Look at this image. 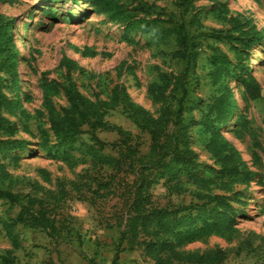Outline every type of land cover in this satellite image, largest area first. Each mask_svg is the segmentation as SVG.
I'll list each match as a JSON object with an SVG mask.
<instances>
[{
    "label": "rangeland",
    "instance_id": "rangeland-1",
    "mask_svg": "<svg viewBox=\"0 0 264 264\" xmlns=\"http://www.w3.org/2000/svg\"><path fill=\"white\" fill-rule=\"evenodd\" d=\"M109 1L136 15H144L141 3L152 5L197 36L198 55L189 70L184 102L192 108L183 113L191 126L180 151L191 173L167 174L162 161L154 165L142 159L150 136L120 107L109 109L95 130L102 152L112 158L109 163L99 164L79 152L64 155L55 146L51 122L68 107L66 96L62 88L50 96L52 114L39 86L41 81H72L82 95L108 99L112 87L122 83L130 99L156 117L171 96L154 98L148 85L185 67L174 55L175 34L162 35L159 28L123 33L86 0H0V15L12 25L9 50L18 53L15 75L21 80L16 87L15 75L0 71V89L8 98H18L23 110L1 113L16 127L15 137L31 142L25 150L0 152L7 172L0 174V187L37 197L69 229L66 236L51 237L18 224L14 232L19 246L13 248L3 222L18 207L0 199V264L2 256L14 264H264V0H192L187 8L179 0ZM214 50L225 53L234 67L249 66L261 87L257 98L248 97L230 74L216 73L209 60ZM62 57L81 68L67 70L60 65ZM228 91L236 99L235 110L223 134L243 163L232 174L222 172L206 150L209 133L198 123L207 105ZM172 130L169 125L168 134ZM80 138L91 142L86 133ZM215 194L229 195L232 210L242 207L240 199L247 203V215L235 211L231 232L204 234L152 256L147 248L151 242H176L162 232L160 216L195 213ZM199 224L188 228L197 230Z\"/></svg>",
    "mask_w": 264,
    "mask_h": 264
},
{
    "label": "trees",
    "instance_id": "trees-1",
    "mask_svg": "<svg viewBox=\"0 0 264 264\" xmlns=\"http://www.w3.org/2000/svg\"><path fill=\"white\" fill-rule=\"evenodd\" d=\"M49 1L57 2L58 0ZM86 2L99 6L98 12L107 13L123 33H127L133 28L140 29L142 32L149 29L157 31V28H159L157 32L162 35L175 34L177 48L174 50V55L185 61V67L180 71H172L164 75L161 83L151 82L148 85V92L154 98L166 100L171 96L170 102L156 117L147 113L140 105L135 104L130 99L122 83H117L112 87L108 99H91L82 95L72 81L67 84L41 81L39 86L42 89L44 102L52 114L54 113L51 108L50 96L59 88L64 91L68 103V107L62 109L58 119L56 120L53 117L51 122V128L56 136L55 146H57V149L62 150L64 155L69 152H79L90 155L99 164L109 163L112 158L102 152V142L96 136L95 130L103 124V117L109 109L120 107L133 124L147 131L150 136L151 145L147 153L141 156L142 159H146L154 165L162 161V167L167 170V174L174 175L181 170L191 173V166L188 164V160L181 156L180 151L187 145L186 137L191 126L190 119L184 118L183 113L187 112L188 114L192 108L191 105H186L184 102H187L185 95L189 70L193 67L198 55L197 36L190 34L182 23L166 16L157 11L154 6L146 3L140 4V10L144 15H136L131 10L124 9L121 5L109 0H86ZM191 2L192 0H179L180 6L184 8L190 6ZM164 23H167L168 26H164ZM11 28V23L4 21L0 15V71L7 75L16 74L18 56L15 49L13 51L9 50V43H12L13 40L10 34ZM209 60L215 66L217 74H230L233 78L239 80L240 84L244 86L248 97L257 98L261 94V87L256 79L249 74L248 65L234 67V63L230 61L225 53L216 50L209 55ZM60 65L67 70L81 68L75 60L66 57L61 58ZM17 78L15 75L16 87L21 82ZM2 79L3 77L0 76V83ZM235 100L229 91L225 92L207 105L203 117L198 121L204 132L209 133L204 141L206 150L219 164L220 170L227 174L238 172V166L243 165L240 152L223 134V129L235 110ZM1 109L10 114L14 113L15 109L23 113L19 99L8 98L0 89V129L3 130L6 136L0 138V152L27 149L31 142L15 137L16 127L11 124L7 117L2 115ZM237 118H241V115L240 117L238 115ZM83 125L86 126V129L83 128ZM169 125L173 129L170 134L167 132ZM83 133L88 134L90 143L80 138ZM180 145L183 147H180ZM166 156H170V158L163 161ZM246 173L247 178H252L253 173L250 170H246ZM0 174L3 177L7 175L1 162ZM0 199H4L11 205L18 207L16 215L3 222L13 248L19 246L18 236L14 232L18 224L23 227L43 230L51 237L66 236L69 232L67 226L35 196H30L28 193L22 195L0 187ZM229 201V195L215 194L209 201L213 202L212 205H208L209 202H206L197 207L195 213L163 214L158 219L160 227L163 228L162 232L169 238L175 237L176 242L173 243L168 239L151 242L147 247L149 252L156 257L160 252L170 251L174 246L204 234L231 232L237 223L238 214L235 211L238 210L239 213L247 215V203L245 200L240 199L242 207L232 210ZM198 222L200 224L197 230L188 228ZM135 229V226H132L131 230L134 231ZM1 261L3 264H14L13 259L8 256H2Z\"/></svg>",
    "mask_w": 264,
    "mask_h": 264
}]
</instances>
